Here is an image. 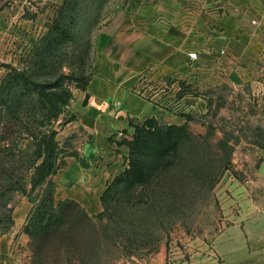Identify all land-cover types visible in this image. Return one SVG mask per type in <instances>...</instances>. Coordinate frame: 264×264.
Masks as SVG:
<instances>
[{
	"label": "rangeland",
	"instance_id": "obj_1",
	"mask_svg": "<svg viewBox=\"0 0 264 264\" xmlns=\"http://www.w3.org/2000/svg\"><path fill=\"white\" fill-rule=\"evenodd\" d=\"M62 1L0 0V81L7 67L24 69ZM130 1H81L69 39L60 41L44 70L29 72L27 89L56 83L71 92L69 105L80 91L72 78L92 74L99 32L117 12L129 10ZM256 69L250 79L183 83L171 99L176 104L185 97L189 108L177 114L185 117L191 139L168 163L145 156L147 184L110 197L101 218V203L89 214L67 199L65 226L35 239L23 233L30 200L45 189L31 190L32 140L20 124L2 121L0 264H227L230 243L264 229V59ZM30 114L32 132L48 133L61 115L42 124L37 108ZM55 175L49 179L54 188Z\"/></svg>",
	"mask_w": 264,
	"mask_h": 264
},
{
	"label": "crops",
	"instance_id": "obj_2",
	"mask_svg": "<svg viewBox=\"0 0 264 264\" xmlns=\"http://www.w3.org/2000/svg\"><path fill=\"white\" fill-rule=\"evenodd\" d=\"M263 59L264 0H131L99 32L88 85L56 121L59 148L76 151L87 166L64 157L55 202L100 211L106 185L124 170L134 125L147 118L185 124L177 114L189 108L185 97L171 99L183 83L250 79ZM245 234L228 242L227 264H264V229Z\"/></svg>",
	"mask_w": 264,
	"mask_h": 264
},
{
	"label": "trees",
	"instance_id": "obj_3",
	"mask_svg": "<svg viewBox=\"0 0 264 264\" xmlns=\"http://www.w3.org/2000/svg\"><path fill=\"white\" fill-rule=\"evenodd\" d=\"M81 1L84 0H63L52 24L40 38L33 54L24 63V69L7 67L8 71L0 81V123L10 121L20 124L32 140L34 160L31 190L45 187L38 195V199L30 200L32 207L23 226V233L32 239L65 226V212L69 201L55 202V188L49 180L66 165L64 161L58 164L59 158L73 157L82 167L87 166L76 151L59 148L56 142V130H51L49 133L46 131L32 132L29 128V124H33L32 120H35L33 115H29L32 108L38 109L42 124H44L43 120L46 123L55 121L72 98L69 89L61 88V85L57 86L56 83L48 87H37L35 91H30L26 87L31 80L29 72L32 71L33 74V70L36 72L44 70L49 65V59L54 56L55 51H59L60 41L69 39L70 31L75 24L72 16L77 13ZM90 76L91 74L88 78H84L80 75L72 78L71 81L76 83V89L83 91L88 85ZM23 116L25 119L22 118ZM186 118L189 117L186 116ZM31 124L30 127H32ZM190 139L187 124L177 126L161 123L155 118H147L142 123L134 125L132 139L124 143L128 147L127 167L115 176L102 192L100 203L103 210L98 218H101L108 210L110 205L107 202L110 197L112 198L119 192H133L138 186L147 184L149 163L144 159L145 156L150 157V162L166 161L168 163L167 160ZM123 232L118 233L126 236Z\"/></svg>",
	"mask_w": 264,
	"mask_h": 264
},
{
	"label": "built area",
	"instance_id": "obj_4",
	"mask_svg": "<svg viewBox=\"0 0 264 264\" xmlns=\"http://www.w3.org/2000/svg\"><path fill=\"white\" fill-rule=\"evenodd\" d=\"M187 57H188V59H189L190 61H196V60H197V54L194 53V52H190V53H188Z\"/></svg>",
	"mask_w": 264,
	"mask_h": 264
}]
</instances>
